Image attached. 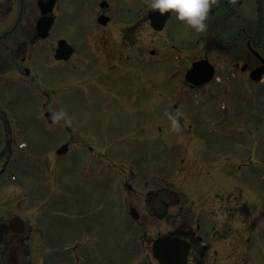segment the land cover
<instances>
[{"label":"flooded vegetation","instance_id":"af4514ba","mask_svg":"<svg viewBox=\"0 0 264 264\" xmlns=\"http://www.w3.org/2000/svg\"><path fill=\"white\" fill-rule=\"evenodd\" d=\"M48 1L0 0V225L11 224L4 239L0 240V264H8L9 258L11 264H86L85 258L80 261L77 240L63 249L59 240L78 232L91 233L95 203L99 206L102 202V222L108 214L110 170L106 163L109 161H97L95 149L80 143L79 132L84 124L75 122L72 129L67 127L61 100H48L47 89L56 94L58 83L38 85L39 74L48 69L55 80H59V72L63 70L79 74V70L83 71L87 75L86 85L92 102L103 107L109 101L125 103L130 110L131 107L139 110L143 106L155 108L160 88L166 89L170 101L181 107L184 104L186 108L208 102L216 104V100L215 106L227 104L232 93L226 83L228 77L239 76V81L235 80L237 84L245 79L250 84V74L264 67V0H210L204 21L206 28L197 32L176 20L177 30L166 39L165 49L169 48V51L164 54L157 49L143 52L136 36L125 37L126 32L122 31L118 36L119 32L114 30L137 28L143 24L142 0H131L130 7H126L124 0H64L77 8H85L90 17L83 39L87 53H77L78 48L68 41L75 49L68 61L56 59L58 42L64 38L55 41V51L47 50L48 40L62 22L61 0H55L53 16L56 21L50 36L46 39L38 37L37 25L45 17L41 3ZM148 12L145 20L152 28ZM119 16L128 20H117ZM173 16L171 14L163 31L153 28L152 31L163 33ZM101 18L107 19L106 22ZM219 27L225 30L221 31ZM256 28L261 34L257 38ZM189 33L196 34V42L191 43ZM218 46H224L228 51L215 54ZM194 50L198 52L192 58ZM210 53L216 58H210ZM221 59L228 62L224 69L217 64ZM230 62L232 66H229ZM200 63H207L212 70L211 81L205 85H195L187 80L194 65ZM74 127H77L76 131ZM143 128L152 134L155 123L140 121L131 125L133 133L138 134ZM84 153H90L89 159L80 172L79 156ZM210 161L208 168L201 153L197 161L184 164L185 177L179 180L187 193L175 189L179 184L173 178L169 180L171 185L164 188L166 190L155 191L148 185L151 176L145 177L140 170L137 173L131 171L119 183L121 194L117 190L119 197L129 203L128 218L132 220L130 211L135 207L148 209L145 215L135 209L139 214V222L132 220L136 229L140 234L149 235L147 223L153 219L152 224L159 227L151 240V249L158 239L182 240L184 246H188L187 264H264V235H241L238 230L242 228L233 229L232 223L225 222L227 232L232 230L230 234L233 235L224 237L222 206L220 204L216 211L214 208L221 198L222 186L217 185L218 180L214 182L217 176L213 173L221 171L215 163L216 158ZM195 168H203V174L194 171ZM209 175H214L215 179L210 180ZM80 177L98 181L97 186L94 185L95 198L88 187L79 190ZM135 180L139 188L134 187ZM205 180L214 182L205 192H209L211 207L206 208L204 199V204H196L195 210L186 196L189 189H193V193ZM180 185L177 189L182 188ZM213 189L219 190L216 195H211ZM144 190L150 192L142 195ZM187 204L189 208L184 210ZM259 215L260 219L264 218V212ZM253 237L259 245L253 242ZM141 239L144 241V234Z\"/></svg>","mask_w":264,"mask_h":264},{"label":"rangeland","instance_id":"374dc122","mask_svg":"<svg viewBox=\"0 0 264 264\" xmlns=\"http://www.w3.org/2000/svg\"><path fill=\"white\" fill-rule=\"evenodd\" d=\"M124 1L126 7H130L131 0ZM142 1L143 24L137 28L114 30L119 32L118 36L121 31L126 32L125 37L136 36L143 52L157 49L160 53H168L169 48L165 49L166 39L172 37L177 30V19L173 16L166 30L161 34H155L145 20V14L149 10V0ZM59 8L62 22L55 28L57 31L53 37L48 40L47 50L55 51L53 47L55 41L64 38L78 48L77 53L86 54L87 45L83 39L84 36L86 37L84 33L88 31L89 14L85 8H77L73 3L64 0H61ZM134 15L135 13L132 14L133 18ZM117 20L128 19H121L119 16ZM219 29L225 30L220 27ZM255 31L257 38L261 35L260 30L256 28ZM187 35H190L191 43L196 42V34ZM225 37H222L223 40ZM218 40L219 38L214 39L213 42ZM192 47L195 48L193 45ZM218 47L215 54L224 53L223 50L228 51L224 46ZM197 52L198 50L192 52V58L196 57L194 54ZM214 53H210L209 57L216 58ZM227 63L225 59H221L217 64L220 69H224ZM229 66H232L231 62ZM79 72L82 75L63 70L59 72V80H55V76L47 69L36 78V84L43 86L45 83L49 85L58 83L56 94L47 89V94L50 95L48 100L60 99L62 116L68 121L67 127L72 129V124L75 122L84 124L80 132L78 131L80 143L95 149L97 161L102 162L103 159L109 161L106 167L110 170L108 177L110 201L106 202L108 214L103 221L104 224L102 202L99 206L95 203L91 217L94 228L91 233L78 232L64 236L59 240L61 249L77 240L76 247L80 253V261L86 259V264H157L152 256L151 240L155 238L159 226L152 224L154 220L150 219L147 223L149 235L143 232L140 234L134 222L128 218L129 203L118 195V192L121 194L119 183L128 177L131 171L137 173L140 170L144 172L145 177L151 176L148 185L150 188L153 186L155 191L166 190L164 188L171 185L169 181L171 178L177 179L180 185L182 181L179 179H184L186 172L184 164L197 161L201 153L205 156L208 168H210V160L214 161L216 158L215 163L221 171V173L219 171L213 173L217 176L216 179L214 175H209V178L215 179L214 182L218 180L217 185L222 186L219 204L217 203L214 208L216 211L220 209V204L222 206L219 211L224 221V237L231 238L233 235L230 234L232 230L227 232L225 222L232 223L233 229L238 226L242 228L238 230L241 235L247 236V233L249 236H254L255 233L259 237L264 235V218L260 219L259 215L264 212V84L250 85L248 79H245L246 83L241 81L243 85L238 87L239 84L235 80L239 81V76H229L226 83L230 86L232 95L228 96L227 104L215 106L218 103L216 100V104L208 102L187 108L186 104L184 107H181V104H174L170 101L166 89L160 88L159 101L154 109L143 106L139 110L132 107L130 110L128 105H124L125 103L117 104L109 101V104L103 107L92 102L86 85L87 75L83 71L79 70ZM50 79L52 81L49 83ZM140 121L154 122V133H148L145 128L138 134L133 133L131 125ZM74 128L76 131L77 127ZM191 128L192 131L189 130ZM46 143L48 144V140ZM89 154L84 153L79 156L80 172L85 169V161L89 159ZM194 171L203 174L204 169L195 168ZM143 182L140 181L144 186ZM214 182L205 180L194 189L193 193V189H189L188 197L185 194L187 202L193 203L195 210L196 204L200 206L204 204V199L206 208L211 207L209 192L207 194L205 192L211 189L207 187L212 186ZM97 183L96 179L93 181L81 177L78 179L79 190L88 187L90 193L94 192V198L97 195L94 185L97 186ZM179 185H176L175 189L186 192L184 186L180 185L182 188L177 189ZM135 186L139 188L137 180L134 181ZM218 191L213 189L210 193L216 195ZM149 192L144 190L142 195ZM188 208L187 204L184 210ZM135 209L143 215L148 211L139 207ZM250 214L253 215L252 218ZM233 233H236L235 230ZM142 234L144 241L141 239ZM252 240L256 245L260 244L254 237ZM219 264L224 263L219 262Z\"/></svg>","mask_w":264,"mask_h":264},{"label":"water","instance_id":"95a60500","mask_svg":"<svg viewBox=\"0 0 264 264\" xmlns=\"http://www.w3.org/2000/svg\"><path fill=\"white\" fill-rule=\"evenodd\" d=\"M55 0L48 1L47 3L42 2L44 18H42L38 25V37L48 38L50 31L54 25V17H49L47 15L51 14L55 7ZM105 5V4H104ZM151 26L156 31H163L169 18L170 13H165L161 15L158 11L149 10L148 13ZM104 19L101 18V21ZM107 19L104 21L106 22ZM104 22V23H105ZM74 48L68 44L66 40H61L58 43V49L56 50V59L68 61L74 54ZM203 77V78H200ZM212 70L208 67L207 63H200L194 65L193 69L188 73L187 80L195 85H202L211 80ZM262 77H264V68L257 69L251 74L252 80L258 82ZM197 79L202 80L198 82ZM136 211L132 210V216L137 221L138 215ZM11 224L0 225V240L4 239L6 233H8ZM185 243L179 239L172 238H162L155 242L153 245V255L154 258L159 262V264H187L188 263V246H184ZM8 264H11V259L9 258Z\"/></svg>","mask_w":264,"mask_h":264},{"label":"clouds","instance_id":"9594fccd","mask_svg":"<svg viewBox=\"0 0 264 264\" xmlns=\"http://www.w3.org/2000/svg\"><path fill=\"white\" fill-rule=\"evenodd\" d=\"M148 7L161 15L170 13L177 20L200 32L206 28L204 21L208 15L210 0H149Z\"/></svg>","mask_w":264,"mask_h":264}]
</instances>
